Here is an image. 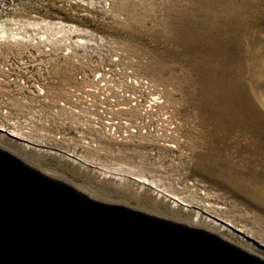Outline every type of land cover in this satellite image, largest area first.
<instances>
[{
	"label": "rangeland",
	"instance_id": "rangeland-1",
	"mask_svg": "<svg viewBox=\"0 0 264 264\" xmlns=\"http://www.w3.org/2000/svg\"><path fill=\"white\" fill-rule=\"evenodd\" d=\"M0 130L95 199L264 259V0H0Z\"/></svg>",
	"mask_w": 264,
	"mask_h": 264
},
{
	"label": "water",
	"instance_id": "water-1",
	"mask_svg": "<svg viewBox=\"0 0 264 264\" xmlns=\"http://www.w3.org/2000/svg\"><path fill=\"white\" fill-rule=\"evenodd\" d=\"M0 264H264L202 227L108 203L0 146Z\"/></svg>",
	"mask_w": 264,
	"mask_h": 264
},
{
	"label": "bare ground",
	"instance_id": "bare-ground-1",
	"mask_svg": "<svg viewBox=\"0 0 264 264\" xmlns=\"http://www.w3.org/2000/svg\"><path fill=\"white\" fill-rule=\"evenodd\" d=\"M12 136H16V137H20V138H22L21 137V135L19 134V133H16V132H11L10 133ZM73 154H68V156L69 157H72L74 160H76V161H78V162H81V163H84V164H87V165H89L87 162V160L85 159V158H83V157H81L80 156V158H76V157H74V156H72ZM101 166V165H100ZM97 169H101V170H103V171H105L106 172V174L107 175H113V176H115V177H127L128 175H135V176H137V177H139L138 179H141L140 181H142V182H146V180L143 178V176H141V175H137V174H134L133 173V171L132 170H130V169H128V168H124V167H116V168H114V169H109L108 171L107 170H105V169H102L101 167H96ZM154 184H152V186H153ZM160 193H162V194H164L165 196H167V197H169L170 199H172L173 201H174V204L175 205H182V206H185V207H189L188 205H186L184 202H182L179 198H177L176 196L174 197V195L172 196V195H170V194H165L164 192H162V191H160ZM186 210V209H185ZM193 218V217H192ZM204 219H206V218H204ZM198 220H200V215H199V213H196L195 214V217H194V219H193V222H195V221H198ZM205 221V220H204ZM207 221V220H206ZM226 225H229V224H226ZM193 226V225H192ZM230 226V225H229ZM231 227V226H230ZM236 231H238V230H236Z\"/></svg>",
	"mask_w": 264,
	"mask_h": 264
},
{
	"label": "built area",
	"instance_id": "built-area-1",
	"mask_svg": "<svg viewBox=\"0 0 264 264\" xmlns=\"http://www.w3.org/2000/svg\"><path fill=\"white\" fill-rule=\"evenodd\" d=\"M31 54H29V56H30ZM34 76H36V75H34ZM33 76V77H34ZM33 77H31V78H33ZM37 77V79L39 78L38 76H36ZM28 79H29V77H28ZM30 80V79H29ZM28 84V83H27ZM30 85H31V83H30ZM32 85H34L33 83H32ZM35 85H40L39 83H36ZM33 88V90L36 92V90H35V86L34 87H32ZM85 89V88H84ZM86 95V94H85ZM85 100H87V102L85 101L84 103H86V105H88V104H92V102L90 101V98L89 99H86V98H84ZM95 100H98L99 101V97L97 98V99H95ZM73 103V102H72ZM71 103V104H72ZM63 105V104H62ZM67 105H69V103H67ZM88 108V107H87ZM106 114L109 116L110 114L108 113V112H106ZM98 117H100V116H98ZM4 133L7 137H9L10 139H13V140H15V141H18V142H23V144H25V145H28V146H33L34 144L33 143H31V142H29V141H26V140H23V138H20V137H16V136H12V135H10L9 133H8V131H6V130H0V133ZM34 146H36V145H34Z\"/></svg>",
	"mask_w": 264,
	"mask_h": 264
}]
</instances>
